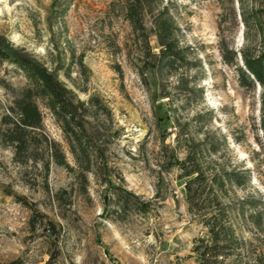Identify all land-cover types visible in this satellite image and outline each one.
I'll use <instances>...</instances> for the list:
<instances>
[{"label": "rangeland", "instance_id": "rangeland-1", "mask_svg": "<svg viewBox=\"0 0 264 264\" xmlns=\"http://www.w3.org/2000/svg\"><path fill=\"white\" fill-rule=\"evenodd\" d=\"M53 2L0 0V45L56 70L80 100L100 97L110 119L94 123L99 150L86 181L44 108V131L73 171L18 164L0 144V264H264L262 89L241 87L220 53L223 38L241 64L239 16L223 22L217 0H161L187 62L158 69L150 14L143 36L125 20L121 0ZM25 83L0 63V117L12 89ZM210 147L216 152H203L206 167L250 172L249 183L228 189L238 248L226 254L205 250L207 231L187 208V179L168 168L173 156ZM119 188L145 210L133 201L120 208ZM243 199L254 208L242 205L241 212Z\"/></svg>", "mask_w": 264, "mask_h": 264}, {"label": "trees", "instance_id": "trees-1", "mask_svg": "<svg viewBox=\"0 0 264 264\" xmlns=\"http://www.w3.org/2000/svg\"><path fill=\"white\" fill-rule=\"evenodd\" d=\"M56 1L53 5H56ZM225 15L235 19L239 16L243 26L245 46L237 54L229 49L223 38L220 41V53L227 65H234L241 87L254 89L261 87V130L264 143V0H217ZM123 14L134 32L144 35V14L152 16L154 36L157 39L158 54L154 56L156 68L174 69L175 65L185 64L186 48H182L176 38L177 27L169 15L168 6H161V0H121ZM228 3V5H227ZM236 4V7L234 5ZM254 48L250 49V43ZM0 63H7L18 70L26 83L23 87L12 89L10 104L0 117V144L13 149V160L25 165L29 162H42L48 169L50 163L73 171L59 143L50 139L43 125L44 108L62 132L69 152L79 169L81 180L92 171V158L99 150L98 134L95 122L110 119V112L102 99L91 95L86 101L80 100L76 93L60 80L56 70H49L40 62L26 55L11 54L0 45ZM82 66V62H79ZM121 74V71H118ZM68 74L66 77L68 78ZM199 149V150H198ZM215 154V147L209 149L193 148L184 159L173 156L168 168H179L184 184L185 200L188 211L199 218L206 229L209 243L205 250L229 253L238 248V241L231 225L232 203L227 202L228 189L241 187L250 181L248 169L239 173L235 169L223 166L206 167L203 152ZM210 151V152H209ZM217 165V161H213ZM120 208L134 202L145 210L142 203L129 192L119 188ZM253 202L243 199L242 205ZM242 214V213H241ZM7 264H18L16 261Z\"/></svg>", "mask_w": 264, "mask_h": 264}]
</instances>
